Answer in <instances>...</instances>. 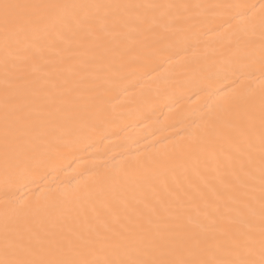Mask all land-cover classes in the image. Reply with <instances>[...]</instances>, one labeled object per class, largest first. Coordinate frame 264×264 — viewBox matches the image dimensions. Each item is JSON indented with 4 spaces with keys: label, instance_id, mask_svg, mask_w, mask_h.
I'll use <instances>...</instances> for the list:
<instances>
[{
    "label": "bare ground",
    "instance_id": "6f19581e",
    "mask_svg": "<svg viewBox=\"0 0 264 264\" xmlns=\"http://www.w3.org/2000/svg\"><path fill=\"white\" fill-rule=\"evenodd\" d=\"M4 3L0 261L264 264V0Z\"/></svg>",
    "mask_w": 264,
    "mask_h": 264
},
{
    "label": "snow or ice",
    "instance_id": "6c2138e0",
    "mask_svg": "<svg viewBox=\"0 0 264 264\" xmlns=\"http://www.w3.org/2000/svg\"><path fill=\"white\" fill-rule=\"evenodd\" d=\"M4 9V23L5 25L11 24L12 21L10 20L8 16V9L10 8H24V9H32V8H54V7H60L59 5H10L7 3H4L0 5ZM68 7V6H64ZM71 7H87V6H76L73 5ZM95 7H102L100 5H97ZM25 23H37L39 22V17H34L33 15L29 14L26 15L24 18ZM261 123L262 126H264V115L261 116ZM22 128H17L15 130V133H22ZM13 129H11L7 124V117H6V124L4 129V143L5 147L10 145L11 138L15 135ZM261 142L264 144V133L261 135ZM27 177L26 175H22L18 177L20 181L25 180ZM3 202L11 203V197L5 193L4 197L2 198ZM26 208V205L21 202L20 204L16 205V209L18 212L23 214L24 210ZM4 215L7 217V209L4 210ZM9 228L7 223L5 224V234L7 238ZM79 240V237H76L75 240H69L65 244L62 241H56V250L59 251L62 248H67L69 250L73 249V246L75 245L76 241ZM220 246L218 245V248ZM26 252L32 253L35 251V249L32 248H26ZM190 255H194L197 251H206V249L203 247V242L199 238H194L193 243L190 248L187 249ZM0 264H237L235 261L225 260V259H214V260H201V259H180V260H164V259H156V260H105V261H93L88 259H72L68 257L63 258H53V259H40V260H17V261H0ZM240 264H243V262H240Z\"/></svg>",
    "mask_w": 264,
    "mask_h": 264
}]
</instances>
